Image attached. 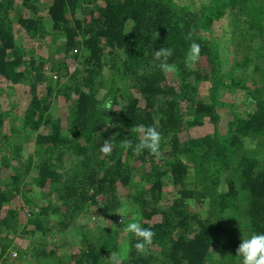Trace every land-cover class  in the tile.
<instances>
[{"label":"trees","instance_id":"obj_1","mask_svg":"<svg viewBox=\"0 0 264 264\" xmlns=\"http://www.w3.org/2000/svg\"><path fill=\"white\" fill-rule=\"evenodd\" d=\"M39 1L0 0V78L13 87L29 84L30 100L14 122H24L29 135L38 133L35 152L25 155V141L15 139L13 121L10 132H4L9 111L0 113V175L3 166L11 168L6 178L0 176L2 264L13 263L12 248L20 252L17 260L21 255L28 259L21 264L35 259L38 264H109L111 252L118 253L120 264H240L236 250L242 239L264 233V0H200V5L196 0H51L47 14ZM225 14L238 34L224 70L209 31ZM15 23L29 39L49 38L47 43L55 44L52 55H37L19 41ZM192 41L201 52L189 68L185 55ZM161 47L173 50L168 59L175 65L172 73L161 72L154 60ZM48 62L58 73L57 84L44 74ZM205 80L211 87L207 98L199 94ZM237 88L245 92L243 109L220 98L221 91ZM61 95L70 105L66 128L53 106ZM109 98L112 111L103 112ZM207 119L212 132L181 137L183 127ZM138 125L160 133L159 156L121 147L125 139L133 146L139 142V134L131 133ZM108 139L113 148L105 156L100 148ZM168 176L178 188L162 207ZM34 186L48 195L56 192L59 204L52 206L43 197L37 205L28 193ZM120 187L126 189L124 197ZM95 192L121 203L131 197L140 224L155 234L147 253L136 251L131 235L129 251L120 254L117 233L102 229L90 237L84 232L78 249L70 245L56 254L57 235L76 212L89 209ZM19 193L29 207L25 223L13 202ZM189 199L205 200L206 214L190 209ZM15 234L50 236L54 246L50 251L44 243L21 248Z\"/></svg>","mask_w":264,"mask_h":264},{"label":"rangeland","instance_id":"obj_2","mask_svg":"<svg viewBox=\"0 0 264 264\" xmlns=\"http://www.w3.org/2000/svg\"><path fill=\"white\" fill-rule=\"evenodd\" d=\"M51 0H40V6L42 8V13L47 14V8L48 4L50 3ZM182 3H188L189 0H181ZM198 3L201 4L200 0H196ZM198 6V5H197ZM231 18L225 16L221 19H218L215 21L213 24L212 29L209 31L211 34L209 37H215L216 41L218 42L219 50L223 59V68L225 70L226 67L229 66V64L232 62L233 55L235 54V37L237 36L238 32H234V28L231 26ZM15 28L18 32H20L19 35V41L25 42L28 45H30L34 50H36L37 55H44V56H49V54L52 55L53 50H55V44L54 43H47L50 39L43 40L42 42L36 39H29L26 33L23 35V28L19 23H15ZM21 29V30H20ZM214 38V39H215ZM30 42V44H29ZM77 48H75V51ZM55 55V54H53ZM44 74L45 76L50 77L52 76V79L54 80V84L56 83V78L58 73L52 69V65L48 62L44 66ZM74 69V66L71 68ZM65 79V77L63 78ZM52 80V81H53ZM211 89L209 85V80L202 81V83L199 85V94L202 96H206V98L209 96V90ZM22 92H19V91ZM46 89L43 86L41 88V92H44ZM245 92L239 88L235 90H227V91H221L220 98L221 101L225 102H231L234 105L237 104L238 107L240 108H245L247 105L243 104L244 103V94ZM31 92L29 91V84L26 83H20L17 84V87H13L10 83V81L1 79L0 78V113H7L9 111L8 115L6 116V120L4 123V132H10L9 128L11 126V122L13 121V124L16 126L15 128V133L18 134L16 138L23 139L25 141V148H24V154L28 155L29 152H35V146L36 143L34 144V141H36V136L38 133L34 132L36 135H29V132L31 130L26 129L24 126V122L18 124L14 122L15 117H18L23 114L26 105L28 101L30 100ZM75 96V95H74ZM65 99L63 96H58L53 99V106L58 109L57 113H60L62 116H60V120L62 125L66 128L68 125V113H69V103H66L64 101ZM188 103L183 102L182 107L186 109L188 107ZM220 104V103H219ZM17 105V106H15ZM220 108H228L226 107L225 104L221 103ZM189 115L186 114V117ZM206 119V118H205ZM213 124L210 123V121L207 119L203 124L199 125H194L191 127H183V132L182 138H188L191 136H200L204 135L207 133H210L213 131ZM0 147H3V144L0 142ZM0 148V157L2 154V150ZM3 151H8V150H3ZM10 152L12 151L11 149L9 150ZM69 156H66L65 158V164L64 166H68L67 163H69ZM12 162H16L15 159L12 160ZM65 168V167H64ZM64 168H59V170H64ZM165 168V166L163 167ZM2 173L0 176H5L7 177L8 173L10 172L11 168L8 166H3L2 167ZM172 179L168 176L165 177V183L163 187V196L162 199L159 201V206L165 207L166 205L170 204L172 202V199L176 195V191L178 186L174 185L172 182ZM124 192H126L125 187H120L118 190V194L122 197H124ZM28 193L30 194L29 196L33 197L36 200V204H40V202L43 200V197L49 201L52 206H55L59 204V200L57 197V193H52L48 195L46 193V190L42 187L39 186H34L33 189H28ZM94 199L95 201H90L88 203V210L81 209L79 213L77 214L73 219L72 222L70 223L69 227L67 230L63 231L62 234L57 235V237L61 238V241L59 242L60 245L57 247L56 254H60L62 252H66L67 249L71 246H74L76 249L79 248L80 243L83 241V233L88 236H95V233L98 232L99 230L105 229L108 230V233H117V239H118V244L121 249L120 254H126L129 251V240L131 238V234L126 233L123 231L124 225L120 223V220L122 217H120L117 213V211L120 209L122 206V203L120 200L115 199L112 195L103 193V192H95L94 193ZM21 200V201H19ZM25 195L19 193L16 195L15 200H13L14 205L19 208L20 211V221L25 223L26 217L28 216V206L25 204ZM122 202H127L131 206V212L129 214H126V217L124 219V222L126 221L127 223H131L133 221L141 223L143 219H139V217L134 213L136 211V205L131 199L130 196H128L125 200ZM188 205L189 208L192 210H196L201 212V214L205 215L206 210H207V202L203 199L199 200H188ZM64 209V206L62 207ZM54 213V212H53ZM52 215V212L51 214ZM129 218V221H128ZM49 219H52V216L49 217ZM111 223L115 224L117 228H112ZM126 223V224H127ZM125 224V225H126ZM101 227V228H99ZM81 229H84L83 232L81 233ZM118 230V231H117ZM12 235V233H11ZM14 237V242L18 244L21 248H27V246L31 243H33L35 246H41V244H45L43 247H46L50 251V249L54 246V240L50 238V236H44V238L39 237V236H31L30 238L15 234L13 235ZM32 239L33 241H30ZM66 244V245H63ZM221 256L223 257V254L221 253L222 250L219 251ZM20 252L16 248H12L10 252V257L9 260H12L11 264H21L20 260L24 259V257H20L19 260L16 258L19 257ZM219 255V253H218ZM56 258V256H55ZM49 259H46L48 261ZM4 262V259L1 257L0 258V264ZM23 262H28V259H24ZM44 262V260H43ZM33 264H38V260H34ZM69 264H74L73 262L70 261Z\"/></svg>","mask_w":264,"mask_h":264},{"label":"clouds","instance_id":"obj_3","mask_svg":"<svg viewBox=\"0 0 264 264\" xmlns=\"http://www.w3.org/2000/svg\"><path fill=\"white\" fill-rule=\"evenodd\" d=\"M192 39V34L189 33L186 37ZM201 46L199 43L192 41L185 55V65L191 68L200 57ZM173 54V50L167 47H161L153 54L154 60L159 61L158 67L161 72L168 74L175 71V65L169 64L168 59ZM103 112L112 111V101L107 99L102 104ZM139 134V142L133 146L132 142L125 139L121 141V147L128 149L133 148V151L140 153L147 150L153 156H159L161 135L153 126L138 125L131 129V133ZM113 148V142L111 139L105 140L104 144L100 148V152L107 156L110 155ZM131 212V206L127 202H122V206L117 211L122 219L120 223L124 225L123 231L132 235L137 241L134 245L136 251L140 254L148 252L153 242L154 232L149 228L143 227L138 222H131L124 224L126 214ZM112 228H117L115 224L111 223ZM236 255L241 258L240 264H264V233L253 234L248 239H242L239 244ZM109 264H120L119 256L117 252H111L109 258H107Z\"/></svg>","mask_w":264,"mask_h":264}]
</instances>
